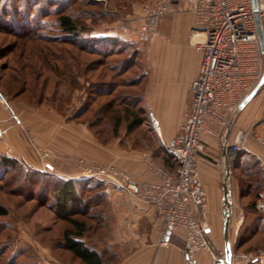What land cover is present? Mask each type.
Returning <instances> with one entry per match:
<instances>
[{
	"label": "crops",
	"instance_id": "1",
	"mask_svg": "<svg viewBox=\"0 0 264 264\" xmlns=\"http://www.w3.org/2000/svg\"><path fill=\"white\" fill-rule=\"evenodd\" d=\"M189 4L190 0H181L173 5L170 14L158 20L157 41L152 46V55L156 59L153 58L151 64L145 100L148 113L157 121L159 135L164 141L178 131L189 109V86L200 63V53L188 42L189 31L194 25ZM131 25L135 26L136 22L132 21ZM106 36L100 35L101 38ZM117 37L130 41L126 34L119 33ZM163 53L171 56L177 66V72L170 77L158 70ZM236 124L264 141V96L252 97L239 114ZM204 140L207 144L198 158L197 178L205 188V221L214 228L213 246L218 249L221 248L220 239L224 240L219 223L225 211L222 172L215 162L212 163L210 155L219 154L217 140L209 137H204ZM47 148L55 151L58 157L54 162L55 171L51 174L62 179L97 180L104 183L108 198L103 209L106 230L105 237L99 240L101 250H98L105 257H111V264H185L183 231L169 233L167 245L159 246L152 205L128 195L112 182L85 176L81 169L65 160L80 159L87 165L96 166L111 164L137 181H153V172L144 163L145 156L153 157L151 150L139 151L130 146L121 148L117 142L103 143L87 130L86 125L66 121L54 110H44L18 99L5 98L0 103V156L17 160L24 168L42 171L37 153L39 149ZM243 153L256 159L264 172V146L250 137ZM229 191V231L233 228L235 234L240 230L247 233L264 224V214L257 218L246 213L235 199L232 187ZM261 198L257 203L259 207L264 200V182ZM246 217L251 220L244 226ZM222 244L225 251V242ZM229 246L231 250V244ZM195 264H210V260L205 253L200 252L195 257Z\"/></svg>",
	"mask_w": 264,
	"mask_h": 264
},
{
	"label": "built area",
	"instance_id": "2",
	"mask_svg": "<svg viewBox=\"0 0 264 264\" xmlns=\"http://www.w3.org/2000/svg\"><path fill=\"white\" fill-rule=\"evenodd\" d=\"M179 2H144L139 27L129 30L121 25L120 33L137 43L152 42L158 36V20ZM256 4L264 33V0H256ZM189 12L194 17V25L188 42L201 55L189 86V109L178 131L167 141L161 139L158 123L149 115L150 125L166 156L175 162V169L169 171L145 156L144 163L155 180L137 181L111 164L89 166L80 160L79 165L85 176L112 182L128 195L153 206L159 246L167 245L169 233L183 231L185 264H195L200 252L206 254L210 264H226L224 253H217L210 243L214 231L205 221L206 193L197 178V162L207 144L204 137L216 139L219 154L215 165L221 172L225 165L230 184L231 170L243 153L246 141L253 137L264 146L260 137L236 124L248 101L264 91V53L258 41L252 0H190ZM42 170L52 173L53 165L43 161ZM257 260L256 256L248 259L250 263Z\"/></svg>",
	"mask_w": 264,
	"mask_h": 264
},
{
	"label": "trees",
	"instance_id": "3",
	"mask_svg": "<svg viewBox=\"0 0 264 264\" xmlns=\"http://www.w3.org/2000/svg\"><path fill=\"white\" fill-rule=\"evenodd\" d=\"M17 1L19 3L20 0ZM22 1H24V6L9 4V9H7L8 4H0V31L15 38L11 43L0 46V61L3 58L6 60L0 65V89L4 82H13L18 85V93L16 95L22 94L27 90L25 89L27 80L33 78L35 86L44 93L43 90L51 75L64 76L73 67H77L80 70L79 68L83 66L84 68L81 71L85 72V75L91 74L89 76L86 75L88 95L84 99L87 98L91 102L98 97H112L100 104L94 111V115L97 117L96 123L102 119H107L110 122L108 126L111 127L110 130L114 136L118 135L121 121L124 122V130L127 133L134 131L143 123H149V113L144 119L142 115L121 101V99L119 101L118 97L120 95L129 97L130 93L120 91L117 97L113 98V94L117 92L119 86L130 88V86L135 85L132 84V81H125L126 84H120V81L114 82L117 77L123 75L132 65L131 62L133 60L132 57L135 56V50L132 49L130 42L117 37L108 39L93 37L89 39L84 37L83 35L89 33L90 30L87 26L81 24L78 17H73L71 14L72 10H70V7L78 0L61 1L59 2L60 6L54 9H49L43 5L39 7L40 0ZM48 1L50 4H48ZM46 4L53 7L55 1L47 0ZM28 5H38V7L33 10V7ZM51 15L53 16V26L63 34V37L57 38L41 34L40 21L46 20ZM35 41L42 42L43 45L34 46ZM18 47H20L19 51H17ZM70 48L77 51L75 56L69 53L68 49ZM27 50L30 55L26 54ZM82 55L96 56L98 59L89 60L86 57L82 59ZM113 55H124V59L115 62L112 67L102 69L103 72H106V70L111 72L112 80L108 82L90 81V76L97 72V67L105 66V59ZM59 67L62 68L61 71H59ZM113 70L117 71L113 73ZM67 75L70 85H74L75 88L78 85V75L72 76L70 73ZM97 76L98 79L101 77L99 74ZM42 93L38 94L37 100L33 103L43 109L41 104L46 101L45 96L47 95ZM0 95H3L1 90ZM61 102L53 107L59 113L64 114ZM118 102H121L124 106L122 115L118 109ZM85 110L86 108H81L77 110L76 115L67 119L75 120ZM76 121L83 123L79 119H76ZM150 128L155 132L152 127ZM155 148L161 152V161L158 162L169 171H173L176 164L166 156L158 138ZM153 158L157 160L155 156ZM251 158L244 155V153H240L233 169L238 168L240 175L243 176L242 179L237 177L238 181L236 178V181L239 182L237 186L241 188L245 186L248 191L253 192V197L244 205V211L260 218L264 214V200L261 207L257 203L262 199L264 172L259 162L254 158L251 161ZM253 163L256 164L254 170L251 169ZM0 182L2 183L0 190L3 193L14 194L24 198L22 193L26 192V194L28 193L24 198L26 201L35 200L39 206L45 207L55 214L57 219L64 224L60 247L72 260L78 264H111L110 256L105 257L104 253L99 252L98 248L89 245L87 242L91 234L96 230H100L102 235L106 230L103 208L99 207L105 205L108 200L103 182L97 180L62 179L51 173L24 168L17 160L2 155L0 156ZM24 182L26 184L23 186ZM246 195L248 193H241L242 197ZM7 214L8 209L0 205V216H6ZM258 228L251 230L248 233L249 236L264 231V227ZM101 238L100 240H102ZM246 239L243 240L246 241ZM240 246L241 243L236 245L238 248ZM249 254L250 256H256L258 260L255 263L247 261L246 264H264L260 251ZM1 256L2 254L0 253V258ZM5 264L13 263L5 261Z\"/></svg>",
	"mask_w": 264,
	"mask_h": 264
},
{
	"label": "rangeland",
	"instance_id": "4",
	"mask_svg": "<svg viewBox=\"0 0 264 264\" xmlns=\"http://www.w3.org/2000/svg\"><path fill=\"white\" fill-rule=\"evenodd\" d=\"M50 1H55V5L53 7L48 5L50 4L49 1L48 4H46L47 0H40L41 3L39 4V7H42L43 5L44 7L46 6L49 9L58 8L60 6L59 2L64 0ZM146 1L148 0H78L73 6L70 7V10H72V16L78 17L81 24H84L90 30L89 33L83 35L84 37H87L89 39H91L92 37L101 39L100 35L103 34L107 35L105 38L108 39L111 37H117V35L120 33L119 27L121 25L125 26L129 30L139 27L142 14L141 6ZM1 3L8 4L7 9H9V4L14 6L19 5L21 7L24 6V1L22 0H20L19 3L17 0H0V4ZM28 6L33 7V10L37 9L38 7V5ZM167 15L168 14L164 15L162 18L166 17ZM132 21L136 22L135 26L131 25ZM39 24L40 27H42V35L57 38L63 37V34L57 31L55 26H53L52 15L49 16L46 20L40 21ZM14 39V36L0 31V46L5 45L6 43H11L12 41H14ZM85 41H87V39H85ZM156 41L157 38H154L153 41L148 44L137 43L133 40L128 41L132 44V49L135 50V56L132 57V65L126 70L123 75L117 77L114 80V82L120 81V84H126L125 81H132V84H135L130 86V88L119 86L117 88V92L113 94V98H116L118 92L120 91H127L128 93H130L131 95H129V97L125 95L124 97L123 95H118L119 101L121 99V101L125 102L129 107H131L133 110H136L140 115H142L144 119L148 113V107L145 100L146 85L152 70L151 64L153 63L154 59H156L152 55V46ZM38 44L43 45L42 42L35 41L34 46H38ZM19 48L20 47L17 48V51H19ZM68 51L73 56L77 54V51L72 48L68 49ZM26 54H29L28 50L26 51ZM85 57L89 60L98 59V57L96 56L82 55V59H85ZM161 58L162 60L159 61L158 70H160V72L166 73L167 77H170L171 74H175V72H177V66L174 62V59L171 56L168 57L164 53ZM123 59L124 55L109 56L105 59V66L97 67V72H95L94 75L90 76V81H111V72L108 70H106V72H103L102 69L105 67H112L115 62L121 61ZM5 61V58L1 59L0 65ZM83 68L84 67L81 66L79 68L80 70H78L77 67H73V69H71L69 72H66L64 76L51 75L49 77V81L45 85V89L43 90L44 93H42L41 89L39 90L35 86L33 78L27 80L25 88L27 90L18 95H16L18 93V85L16 83L6 81L3 83L0 89L3 94L1 97L3 99V102L5 98L8 100L18 99L20 101L27 102L33 106H36L33 102L37 100L38 94L42 93L47 96H45L46 101L42 102L41 107H43L44 110H54L56 111V113L58 111L53 106H56L60 101H62L61 104L64 110V114H61L59 112L58 113L62 116V118L64 117L66 121L86 125L87 130L93 136L96 135L97 139L102 140L103 143L110 144L112 142H117L121 148L130 146L132 149H136L139 151H142L144 149L151 150L153 154L152 156H155L157 158V160H154V158L151 157L152 160L155 163L161 165L158 162L161 161V152L159 149L155 148L157 137L151 130L149 126L150 123H143L134 131L127 133L124 130V122L121 121V126L119 127L117 136H114L112 134L110 130L111 127L108 126L110 125V122L107 119L101 118L102 120L97 121L96 123L97 117L94 115V111L100 106V104L108 101L112 97H98L95 101L91 102H89L87 98L84 99V97L88 95V91L86 89V77L91 74H86V76L85 72L81 71ZM61 70L62 68L59 67V71ZM116 71L117 70H113V73H115ZM68 73H70L72 76L78 75V85H76L78 86V88H76V86L74 88V85H70L69 77L67 75ZM98 74L101 76L99 79L97 76ZM257 95H259L260 97L264 96V91L262 90L258 92ZM118 103V109L120 111V114L122 115V108L124 106L121 104V102ZM81 108H86V110L83 111L82 114L77 116L76 119H79V121L82 120L83 123L76 121V119H67L70 118V116L76 115L77 110ZM210 155L212 157V163L215 162V160L218 158V152L216 154L211 153ZM37 156L40 161L41 170L43 167V161H48L53 165V172L55 171L54 162L58 158L55 151L49 148L39 149ZM249 158L251 157L249 156ZM65 160L67 162H71L72 165L74 164L77 168L81 169L80 171H82L83 168L79 165L80 159ZM250 160L252 161V158ZM255 166L256 164L253 163V165H251V169L254 170ZM237 177L241 179L243 178V176L240 175V170L238 168L235 170L232 168L230 179L231 186L229 184L230 187L228 188L230 190V188L232 187L235 199L239 201L241 208L244 210V205L249 202L250 198L253 197V192L248 191L245 186L244 188H241L240 186L238 187L237 184H239V182H237ZM25 184L26 183L24 182L23 186ZM1 185L2 183L0 182V188ZM242 192H244L245 194L248 193V195L242 197ZM22 194L24 198L28 195V193L26 194V192ZM229 196L230 194L228 195V201H230ZM24 198L15 196L14 194L3 193L0 190V205H3L8 209V214L6 216H0V253L2 254L0 258V264H5V261H11L13 264H47L49 262L54 264H78L77 262L72 260L69 255L65 253L60 247V243L62 242V229H64V224L57 219L52 211L48 210L45 207L39 206L37 201H26ZM26 199L28 198L26 197ZM99 207L105 209L106 206L101 205ZM224 216V214L220 216L219 222L220 229L222 228V231ZM245 220L246 223L244 224V226L250 222L251 218L246 217ZM211 227L214 231L213 226ZM259 227H264V224H261V226ZM248 233L249 232L245 233L244 231L240 230L235 234L233 228L232 230L230 229V231L228 230V243L230 242L232 246V249L230 250V264H246V262L250 258L249 253L251 252L254 253L260 251L264 259V231H260L257 234L251 236H249ZM104 235L105 233L102 235L100 230H96L91 234V237L87 242L89 245L95 246L96 248L101 250V244L99 243V240L101 237L104 238ZM245 238H247L246 241L243 240ZM219 242L221 243V248L217 249L215 246H213V239L211 236L210 243L213 249L217 253H224V248H222V242L224 243V240L220 239ZM238 243H241L240 248L236 247Z\"/></svg>",
	"mask_w": 264,
	"mask_h": 264
},
{
	"label": "water",
	"instance_id": "5",
	"mask_svg": "<svg viewBox=\"0 0 264 264\" xmlns=\"http://www.w3.org/2000/svg\"><path fill=\"white\" fill-rule=\"evenodd\" d=\"M252 8L253 11L255 12L254 14V20L256 24V31H257V36H258V41L260 44V48L262 52L264 53V33L262 26L260 24L258 15L256 14L257 10V4L256 0H252ZM229 175L227 168L225 165L222 166V190H223V197H224V203H225V211H224V223H223V236H224V242H225V251L224 255L226 258V264H230V247L228 243V224H229V216H230V208H231V203L228 201V195H229Z\"/></svg>",
	"mask_w": 264,
	"mask_h": 264
}]
</instances>
